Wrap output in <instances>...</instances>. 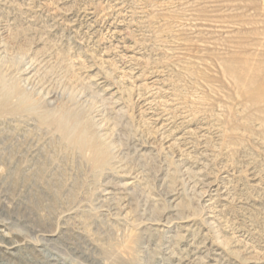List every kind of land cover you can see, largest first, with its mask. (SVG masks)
Masks as SVG:
<instances>
[{
  "label": "rangeland",
  "instance_id": "1",
  "mask_svg": "<svg viewBox=\"0 0 264 264\" xmlns=\"http://www.w3.org/2000/svg\"><path fill=\"white\" fill-rule=\"evenodd\" d=\"M0 47L55 96L0 63V264H264V0H0Z\"/></svg>",
  "mask_w": 264,
  "mask_h": 264
},
{
  "label": "bare ground",
  "instance_id": "2",
  "mask_svg": "<svg viewBox=\"0 0 264 264\" xmlns=\"http://www.w3.org/2000/svg\"><path fill=\"white\" fill-rule=\"evenodd\" d=\"M7 51V50H6ZM6 53V52H5ZM10 56H12V57H10ZM5 55L4 53H3V51H2V47H0V63H2V62H5V60L7 59V58H9V59H12L13 58V60H15L16 59V61H17V63L21 66V69H20V71H19V79H20V81L23 83V85H27V86H29V88H30V90L33 92V93H35L38 97H41L42 99H44L46 102H48V103H53L52 101H54V99H55V96L54 95H52L49 91H46V89L45 88H43L42 86H38L37 85V83L36 84H34V83H32V81L31 80H33V77H34V75H35V72H34V66H33V63L30 61V60H28L27 58H26V56H25V54H21V53H19V52H17V53H15V54H13V55ZM15 58V59H14ZM3 65V64H2ZM1 65V66H2ZM0 68H2V67H0ZM64 91V90H63ZM70 92H67L66 94H67V96H68V94H69ZM72 93V92H71ZM70 93V94H71ZM61 94H63V92L61 91ZM75 94V93H74ZM77 94V93H76ZM73 95V94H72ZM73 97V96H72ZM71 97V98H72ZM79 98H81V96L80 95H77V99H79ZM61 127V129H63L64 128V126H60ZM97 130H99V131H101L102 132V130L104 129V126H103V124H98L97 125ZM100 136H106L105 135V133H102V134H100ZM99 136V137H100ZM83 137V136H82ZM107 138V137H106ZM85 139V138H84ZM103 139H105L104 137H103ZM75 140L77 141V143L78 142H80L82 139L78 136V137H76L75 138ZM100 140V139H99ZM101 141V140H100ZM106 142V141H105ZM101 143H102V141H101ZM99 146V145H98ZM101 146H105L104 144H101ZM109 148V147H108ZM90 150H91V154H92V159L95 161V162H97V161H99V160H102V157H103V153H102V151H100L99 149H98V147L96 146V145H92V146H90ZM103 150V149H102Z\"/></svg>",
  "mask_w": 264,
  "mask_h": 264
}]
</instances>
